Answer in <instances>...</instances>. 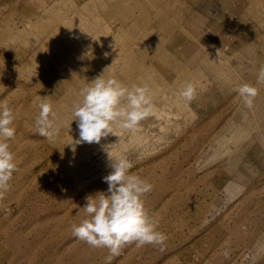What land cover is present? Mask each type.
Wrapping results in <instances>:
<instances>
[{
	"label": "rangeland",
	"instance_id": "obj_1",
	"mask_svg": "<svg viewBox=\"0 0 264 264\" xmlns=\"http://www.w3.org/2000/svg\"><path fill=\"white\" fill-rule=\"evenodd\" d=\"M261 65L264 0H0V101L14 112L17 166L0 200V264H105L109 250L72 225L108 188L106 145L153 185L144 206L167 237L128 244L111 264H264ZM102 74L147 86L148 115L73 147L72 106ZM245 83L258 90L250 108L236 91ZM38 96L56 113L53 139L36 130Z\"/></svg>",
	"mask_w": 264,
	"mask_h": 264
},
{
	"label": "clouds",
	"instance_id": "obj_2",
	"mask_svg": "<svg viewBox=\"0 0 264 264\" xmlns=\"http://www.w3.org/2000/svg\"><path fill=\"white\" fill-rule=\"evenodd\" d=\"M257 83L264 84V65L257 73ZM236 91L247 107H252L257 96L256 87L247 83ZM193 88L189 84L180 93L187 100L192 98ZM81 99L72 106V121L77 122L79 138L73 147L82 143L100 144L102 138L113 134V125L125 130H134L148 115L150 96L147 86L129 89L122 82L103 74L93 79L80 92ZM39 114L35 118L38 134L53 139L58 134L56 113L47 96H38ZM15 120L13 109L7 100L0 101V200L9 191L13 173L17 170L15 157L7 140L14 138ZM110 146H104L112 171L105 176L106 191L85 197L81 208L86 218L72 225V235L93 248H107L109 255L105 264H111L124 246L163 245L167 237L157 230V222L149 216L144 206V197L153 185L139 176L130 174L132 164L126 158L112 159Z\"/></svg>",
	"mask_w": 264,
	"mask_h": 264
},
{
	"label": "bare ground",
	"instance_id": "obj_3",
	"mask_svg": "<svg viewBox=\"0 0 264 264\" xmlns=\"http://www.w3.org/2000/svg\"><path fill=\"white\" fill-rule=\"evenodd\" d=\"M113 6H114V5H112V7H113ZM95 26H97V24H96ZM90 31H91V30H90ZM92 31H93V30H92ZM107 44H108V45H113V44H111V39H110V38L107 39Z\"/></svg>",
	"mask_w": 264,
	"mask_h": 264
}]
</instances>
